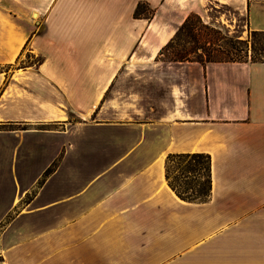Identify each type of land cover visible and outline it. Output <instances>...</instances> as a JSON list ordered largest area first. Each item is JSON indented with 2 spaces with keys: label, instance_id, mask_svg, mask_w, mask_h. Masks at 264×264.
I'll return each mask as SVG.
<instances>
[{
  "label": "crops",
  "instance_id": "obj_1",
  "mask_svg": "<svg viewBox=\"0 0 264 264\" xmlns=\"http://www.w3.org/2000/svg\"><path fill=\"white\" fill-rule=\"evenodd\" d=\"M234 1L0 0V17L40 18L31 31L0 25V68L26 44L40 56L21 84L0 70V122L36 109L37 135L56 139L60 159L40 205L0 233V264H264V61L160 54L188 16ZM138 4L150 19L134 18ZM243 6L249 32L264 33V0ZM14 84L26 89L20 106ZM186 154L210 157L205 202L166 180L167 157ZM67 158L91 165L62 171Z\"/></svg>",
  "mask_w": 264,
  "mask_h": 264
},
{
  "label": "rangeland",
  "instance_id": "obj_2",
  "mask_svg": "<svg viewBox=\"0 0 264 264\" xmlns=\"http://www.w3.org/2000/svg\"><path fill=\"white\" fill-rule=\"evenodd\" d=\"M0 4H3L0 3ZM246 9L243 6V0H236L231 5H210L206 7V12L203 18L200 17L204 25L210 27L214 31H218L219 35H214L213 38H218L217 42L222 48L221 52H233L234 49L240 51L239 55L246 60H250V56L254 55L256 59L264 58V37L253 36L246 26ZM40 25V18H5L0 17V25H16L26 29H33ZM191 25L198 27L199 23L193 19ZM31 31V30H30ZM206 41L205 37L196 33L191 36L185 32L179 33L171 47L164 52V58L179 59L186 57L190 60H195L200 55L191 54L195 48L203 45ZM254 48V51H251ZM247 49V51H245ZM212 55H215L214 50H210ZM200 54V51H198ZM246 55V57H245ZM40 56L31 52V48L26 44L20 51L17 60L13 62L11 67L0 68L5 73L14 71L15 83L21 84L24 80V72L26 68L36 66ZM24 86L12 85L9 89V97L15 104L21 105L22 101H26V92L22 91ZM2 89H5L3 87ZM26 90V89H25ZM38 115L37 110L24 114L17 110L14 117L29 118L30 122L13 121L0 122V216L11 206L12 201L17 199L13 211H9L4 222L0 223V233L5 229L6 223L10 218L19 212L21 208L29 204L35 197V205H40V186L59 165V156L56 155L57 141L51 135H37L40 133V123L35 117ZM39 116V115H38ZM70 121H76L77 118L70 114ZM70 159V161H69ZM67 158L66 164L62 167V171H67L70 168L84 169L90 166L91 163L83 161L73 164L72 159ZM180 161H173L168 164V170L171 180L184 190V187H191L193 191L196 188V174H187L181 169L184 164ZM191 165L193 163L191 162ZM51 172L44 176L47 170ZM44 170V172H42ZM40 173L42 175L40 176ZM19 189L16 192V185ZM27 187V191L22 195L23 188ZM52 187V182L43 194H46ZM188 194H191L190 191Z\"/></svg>",
  "mask_w": 264,
  "mask_h": 264
},
{
  "label": "trees",
  "instance_id": "obj_3",
  "mask_svg": "<svg viewBox=\"0 0 264 264\" xmlns=\"http://www.w3.org/2000/svg\"><path fill=\"white\" fill-rule=\"evenodd\" d=\"M153 15V11L149 10L148 7L144 4H138L134 11V18H140L145 17L147 19H150ZM195 19L198 21L199 25L198 27H195V25H191L192 20ZM185 32L189 34L190 36L194 33L198 35H202L205 37L206 41L203 43V45L198 46L195 48V51H193L191 54L200 55L195 60L187 59L186 57H180L179 59H167L174 62H198L201 64L204 63H242V62H262L264 61V58L262 60H258L255 58L254 55L250 56V60H246L244 57L240 56L238 49H234L233 52H221L219 49L222 48L220 45L217 44L220 40L218 38H213L214 35L218 34V31H214L213 29H210L207 25H204L201 22V19L198 15L192 14L188 16V18L185 20L183 25L181 26L180 30L176 33L175 37L173 38L172 42L164 48V50L160 53L162 56H164V52H166L171 45L174 43L175 39L179 35V33ZM253 36H262L264 37V33H256L252 32ZM210 50H214L216 52L215 55H212ZM198 51H200V54H198ZM247 51V49H245ZM251 51H254V48H251ZM246 57V55H245ZM173 161H180V164H184L183 168L181 169L187 174H196L197 181L195 182L196 188L193 191L191 187H184V190H181L178 185H176L170 178L168 164ZM191 162L193 165H191ZM165 177L168 182L169 187L175 192V194L184 201L189 202H205L209 199L210 193H211V161L210 157L208 155L204 154H186V155H169L167 157L166 161V170H165ZM51 170H47L44 173V176H47ZM190 191L191 194H188Z\"/></svg>",
  "mask_w": 264,
  "mask_h": 264
}]
</instances>
